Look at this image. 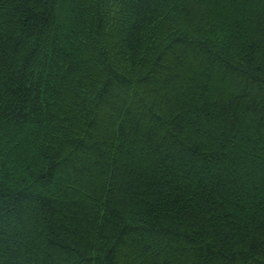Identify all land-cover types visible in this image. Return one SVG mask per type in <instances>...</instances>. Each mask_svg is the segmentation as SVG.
Segmentation results:
<instances>
[{"label":"trees","instance_id":"trees-1","mask_svg":"<svg viewBox=\"0 0 264 264\" xmlns=\"http://www.w3.org/2000/svg\"><path fill=\"white\" fill-rule=\"evenodd\" d=\"M0 264H264V0H0Z\"/></svg>","mask_w":264,"mask_h":264}]
</instances>
